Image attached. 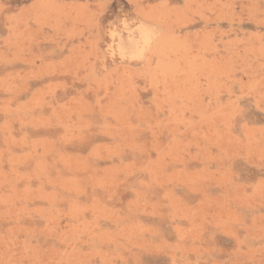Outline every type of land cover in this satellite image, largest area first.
Here are the masks:
<instances>
[{
    "label": "rangeland",
    "instance_id": "obj_1",
    "mask_svg": "<svg viewBox=\"0 0 264 264\" xmlns=\"http://www.w3.org/2000/svg\"><path fill=\"white\" fill-rule=\"evenodd\" d=\"M0 264H264V0H0Z\"/></svg>",
    "mask_w": 264,
    "mask_h": 264
},
{
    "label": "bare ground",
    "instance_id": "obj_2",
    "mask_svg": "<svg viewBox=\"0 0 264 264\" xmlns=\"http://www.w3.org/2000/svg\"><path fill=\"white\" fill-rule=\"evenodd\" d=\"M150 40H151L150 31H147V32L145 31L144 34H143V42H144V44L148 45ZM120 47H121V44H120Z\"/></svg>",
    "mask_w": 264,
    "mask_h": 264
}]
</instances>
